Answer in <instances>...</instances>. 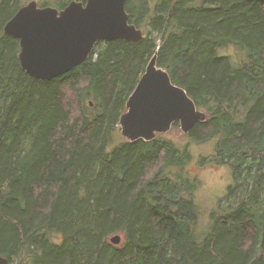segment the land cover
Segmentation results:
<instances>
[{"label": "trees", "instance_id": "1", "mask_svg": "<svg viewBox=\"0 0 264 264\" xmlns=\"http://www.w3.org/2000/svg\"><path fill=\"white\" fill-rule=\"evenodd\" d=\"M151 7L126 3L139 42H98L83 64L42 81L26 74L18 40L2 33L19 9L18 0H2L0 256L10 264H264V1ZM229 46L245 60L221 57ZM155 54L206 114L187 138L216 140L197 165L232 176L220 202L227 208L211 214L201 240L188 145L178 149L164 135L114 138Z\"/></svg>", "mask_w": 264, "mask_h": 264}, {"label": "water", "instance_id": "2", "mask_svg": "<svg viewBox=\"0 0 264 264\" xmlns=\"http://www.w3.org/2000/svg\"><path fill=\"white\" fill-rule=\"evenodd\" d=\"M128 0L71 1L61 10L38 7L32 1L18 9L4 25L3 34L19 42L18 60L26 74L48 81L69 73L88 60L96 43L122 39L137 43L143 33L129 23ZM264 1V0H256ZM119 119L120 133L129 142H149L178 122L188 134L206 120L186 91L172 83L157 65L155 54L145 68ZM109 242L121 243L120 235ZM0 264H10L0 256Z\"/></svg>", "mask_w": 264, "mask_h": 264}, {"label": "rangeland", "instance_id": "3", "mask_svg": "<svg viewBox=\"0 0 264 264\" xmlns=\"http://www.w3.org/2000/svg\"><path fill=\"white\" fill-rule=\"evenodd\" d=\"M32 1L36 2L40 8L51 7L61 10L65 5L69 4L70 0H18V7L21 8ZM1 2L2 0H0V4ZM154 3L155 0H150L151 8H153ZM218 53L221 57L230 58L234 65H238L241 61H244L246 56L245 52L236 46H229L219 50ZM164 136L172 140L178 149H183L188 145L191 159L184 167L187 166V171L191 176H195L197 181V188L193 197L199 212L197 233L201 240L210 227L211 214L223 212L227 208V204H221L220 202L226 196L227 189L232 184L231 172L227 167L202 168L197 165L201 158H209L213 155L216 140L199 144L191 142L179 126L175 129L171 128ZM114 138L116 141H121L123 138L119 125ZM116 141L115 143H117Z\"/></svg>", "mask_w": 264, "mask_h": 264}]
</instances>
